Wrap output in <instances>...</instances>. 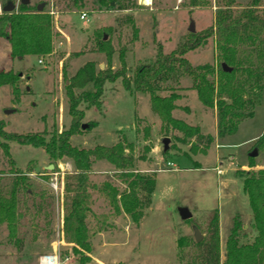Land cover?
<instances>
[{
    "label": "rangeland",
    "instance_id": "1",
    "mask_svg": "<svg viewBox=\"0 0 264 264\" xmlns=\"http://www.w3.org/2000/svg\"><path fill=\"white\" fill-rule=\"evenodd\" d=\"M21 1L13 0L15 10ZM249 1L238 0V4L245 6ZM199 2L193 6L191 0H138L135 10H115L101 7L98 0H85L83 7L64 0H30V5H42L43 11L53 14L54 50L48 55L12 58L10 42L0 36V70L22 73L20 98H15L10 86H0V120L6 122V130L25 134L47 131L49 139L55 131L69 128L73 116L67 86L81 66L89 61L100 69L125 66L133 77L139 66L155 57L159 43L170 53L189 38L192 23L194 33L200 34L214 24L218 0ZM6 3L0 0V16ZM262 4L264 7V0ZM84 12L87 17L82 19ZM134 26L139 30L137 37ZM101 38L114 47L111 62L98 49ZM186 58L193 65L216 64L214 37L189 51ZM192 85L189 76L180 84H165L181 94L174 117L212 135L209 145L167 127L153 111L150 95L127 90L121 78L106 82L99 106L80 103L86 127L72 136L74 145L90 148L123 142L134 159L132 170L156 177L152 203L143 205L139 223L124 212L118 213L105 193L95 194L89 218L94 231L91 253L69 241L65 232L66 182L75 171L73 161L61 158L51 169L53 161L44 148L10 141L8 156L0 146V194H6L17 170L31 171L27 174L35 189L21 204L17 235L22 247L10 236L7 223L0 222V264H40V257L53 253L60 256L62 264H81L82 258H87L86 264H190L195 253L190 246V240H195L193 227L197 226L204 238L215 214L219 217L222 259L236 217L245 225L247 236L242 242L251 239L255 235L253 213L240 174L264 168V90L254 116L243 120L235 134L220 138L216 108L205 106ZM82 91L75 90L76 94ZM92 122L95 126L91 128ZM165 138L169 139L168 150L164 149ZM254 149L258 154L252 157ZM125 172L98 160L90 178L123 192L130 180ZM53 182L59 185L58 192ZM180 207H187L192 217L183 219Z\"/></svg>",
    "mask_w": 264,
    "mask_h": 264
},
{
    "label": "trees",
    "instance_id": "2",
    "mask_svg": "<svg viewBox=\"0 0 264 264\" xmlns=\"http://www.w3.org/2000/svg\"><path fill=\"white\" fill-rule=\"evenodd\" d=\"M69 1L74 7H83L85 0ZM101 7L115 10H135L138 0H98ZM193 6L199 0H191ZM262 0H250L240 6L238 0H218L215 22L203 33H190L189 38L179 47L165 53L159 43L154 58L138 67L133 77L127 74L125 66L114 70L111 66L97 68L96 63L89 61L81 66L70 78L68 96L70 111L73 116L69 128L55 131L47 138V131L17 133L6 130V122L0 120V146L10 156V141L22 145L44 148L49 158L56 161L68 157L73 161L75 171L67 177L68 191L65 232L69 241L82 250L91 253L92 232L89 218L93 215L95 194L105 193L118 213L124 212L139 223L143 217V205H150L156 189V177L152 174L133 171L134 159L126 152L123 142L112 146L97 144L86 148L74 145L72 136L83 131L84 113L79 109L82 101L89 105L101 104V97L107 81L122 79L127 90L148 93L154 112L160 115L167 127L182 131L200 142L212 143L213 136L206 135L199 126L188 125L174 117L173 111L178 108L176 101L181 94L166 83L180 84L182 78L191 77L192 88L197 91L200 101L207 107L216 108L217 133L220 138L235 134L240 123L255 114V106L264 90V7ZM133 21V17L130 18ZM0 36L8 39L11 45L12 58H24L28 55H48L54 50L53 14L39 11L37 5L21 1L18 10L4 11L0 16ZM138 28L134 26L137 37ZM210 37L215 39L216 64L193 65L186 54L202 45ZM98 49L106 53L111 62L114 47L109 40H98ZM223 63L232 68L226 71ZM22 73L13 69L0 70V86L12 88L16 99L21 96ZM76 89L82 93L76 94ZM169 90L168 95L160 92ZM95 123H90L94 127ZM261 140V138H260ZM260 143L258 142V145ZM98 160H106L129 177L128 189L120 192L108 182L97 184L90 178L93 165ZM31 172V171H28ZM27 172V173H28ZM24 171H15L16 177L6 194H0V222L7 223L10 236L17 238L22 247V238L17 231L21 215L23 197L35 194L33 182ZM123 173V172H122ZM240 178L247 193L253 213L252 228L255 235L247 242L245 225L239 217L226 241L225 258L221 254V237L218 214L212 218L207 236L200 242L190 240L195 249L190 264H264V168L242 172ZM82 258L81 264H86Z\"/></svg>",
    "mask_w": 264,
    "mask_h": 264
},
{
    "label": "water",
    "instance_id": "3",
    "mask_svg": "<svg viewBox=\"0 0 264 264\" xmlns=\"http://www.w3.org/2000/svg\"><path fill=\"white\" fill-rule=\"evenodd\" d=\"M6 1H7V3L3 7V10L6 11V12L14 11L16 9V4L13 2V0H6ZM22 1L24 3H28L30 0H22ZM38 10L42 11L43 10V6L39 5L38 6ZM0 30H1V27H0ZM190 31L191 32H195L194 23L191 24ZM105 38H106V36H105ZM223 68L226 71H231L232 70V68L228 67V65L226 63H223ZM85 127H86V125L84 124L83 128H85ZM164 149L165 150L169 149V139L168 138L164 139ZM257 154H258V150L257 149H254L251 152V156L252 157H255ZM50 168L53 169L54 168V164H51ZM179 213H180L181 217L183 219H185V220L186 219H190L192 217V213L190 212V210L187 207H180L179 208ZM193 229H194V235H195L196 242H200L203 239V234L200 232V230H199V228L197 226H194Z\"/></svg>",
    "mask_w": 264,
    "mask_h": 264
},
{
    "label": "built area",
    "instance_id": "4",
    "mask_svg": "<svg viewBox=\"0 0 264 264\" xmlns=\"http://www.w3.org/2000/svg\"><path fill=\"white\" fill-rule=\"evenodd\" d=\"M0 11H1V6H0ZM87 17V13L84 12L81 15L82 19H85ZM40 62H43L40 60ZM53 188L58 192L59 190V185L57 183H52ZM40 264H62L61 258L57 253L53 254H46L40 257Z\"/></svg>",
    "mask_w": 264,
    "mask_h": 264
},
{
    "label": "crops",
    "instance_id": "5",
    "mask_svg": "<svg viewBox=\"0 0 264 264\" xmlns=\"http://www.w3.org/2000/svg\"><path fill=\"white\" fill-rule=\"evenodd\" d=\"M8 40V39H7Z\"/></svg>",
    "mask_w": 264,
    "mask_h": 264
}]
</instances>
